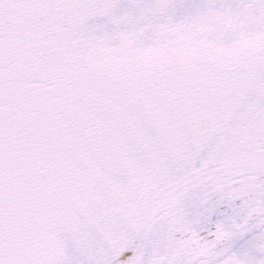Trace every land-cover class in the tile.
<instances>
[{
	"label": "snow or ice",
	"instance_id": "obj_1",
	"mask_svg": "<svg viewBox=\"0 0 264 264\" xmlns=\"http://www.w3.org/2000/svg\"><path fill=\"white\" fill-rule=\"evenodd\" d=\"M0 264H264V0H0Z\"/></svg>",
	"mask_w": 264,
	"mask_h": 264
}]
</instances>
